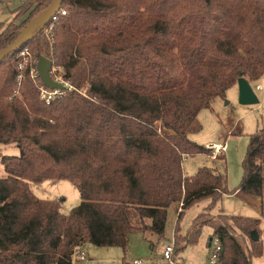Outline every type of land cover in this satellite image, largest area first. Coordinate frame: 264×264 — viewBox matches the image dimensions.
I'll use <instances>...</instances> for the list:
<instances>
[{"label": "trees", "instance_id": "1", "mask_svg": "<svg viewBox=\"0 0 264 264\" xmlns=\"http://www.w3.org/2000/svg\"><path fill=\"white\" fill-rule=\"evenodd\" d=\"M50 2L24 0L0 23V50ZM60 8L66 14L49 31L50 23L22 45L30 64L19 70L17 51L0 62V144L19 151L0 156V264H72L84 243L125 252L131 233L160 241L169 206L179 221L203 200L187 233L175 230L176 254L207 226L221 245L217 264H252L263 254L260 218L208 213L239 190L258 197L264 217V127L248 136L231 190L215 168L184 175L182 161L209 152L188 138L201 129L200 110L239 78L264 75V0H62ZM39 56L71 86L48 104L31 73ZM62 179L80 197L68 214L30 187Z\"/></svg>", "mask_w": 264, "mask_h": 264}, {"label": "rangeland", "instance_id": "2", "mask_svg": "<svg viewBox=\"0 0 264 264\" xmlns=\"http://www.w3.org/2000/svg\"><path fill=\"white\" fill-rule=\"evenodd\" d=\"M56 69L60 76V69L58 67ZM258 84L260 87L256 89ZM251 87L258 98V103L256 104H240L238 101V87L234 85L225 91L223 97H216L211 102L210 108L200 110L197 117L201 129L196 133L190 134L188 138L203 145L208 141H210L209 144L224 143L223 153L225 156L223 157V153H220L215 160L210 159V152L207 155L188 156L182 162L183 164L185 163L184 170L189 175L194 174L201 166H208L215 168L223 175L228 189L231 190L238 185L242 175L241 161L248 144V136L255 132L257 128L264 127V75L257 82L252 83ZM229 129L231 130L230 133L235 135H230L224 140L225 133ZM18 154V148L14 144H0V156ZM2 175H4V170L0 163V176ZM30 187L37 197H45L51 200L60 199V211L64 214H68L71 208L80 201L77 188L73 183L65 179L56 181L44 180L39 183L33 182ZM206 203L207 201L203 200L186 208L179 221H177V204L169 206L164 237L157 241V236L154 233L147 232L145 234L147 240H144L140 233H132L126 251L123 252L121 249L122 258L119 264H134V259L140 260L139 264H168L162 257L163 248L174 239L175 230L181 236L187 233L193 218L203 211ZM221 207L223 213L229 216L260 218L259 229L263 242V254L260 256L259 262L264 263V217L260 215L258 205L244 202L239 197H225ZM217 208L211 210L208 216L216 217L220 213ZM148 241L152 242L153 248L150 247V242ZM216 243L217 239L212 234L211 229L204 226L196 243L187 245L177 254L174 251L173 264H209V257ZM257 258L253 260L257 261Z\"/></svg>", "mask_w": 264, "mask_h": 264}, {"label": "water", "instance_id": "3", "mask_svg": "<svg viewBox=\"0 0 264 264\" xmlns=\"http://www.w3.org/2000/svg\"><path fill=\"white\" fill-rule=\"evenodd\" d=\"M62 0H51L50 4L32 17L21 29L18 36L5 48L0 50V62L9 56L11 53L18 51L24 43L33 38L37 33L44 29L57 14L61 7ZM53 62L45 56H39L36 62V72L44 87L48 89H62L64 85L52 78L51 68ZM238 86V101L240 104L252 105L258 103V98L255 95L253 88L249 81L241 77L237 81ZM254 239L257 238L256 234H252Z\"/></svg>", "mask_w": 264, "mask_h": 264}, {"label": "crops", "instance_id": "4", "mask_svg": "<svg viewBox=\"0 0 264 264\" xmlns=\"http://www.w3.org/2000/svg\"><path fill=\"white\" fill-rule=\"evenodd\" d=\"M24 0H0V23H3V24H7L13 17V11L19 7L22 2ZM263 76V75H262ZM261 76V77H262ZM260 77V78H261ZM259 78V79H260ZM259 79H257L256 81L254 82H249L250 85L252 83H255L257 82ZM237 85V84H236ZM259 85V84H258ZM260 86V85H259ZM238 87V86H237ZM230 129L226 131L225 133V139L228 138V136H232V135H235L233 133H230ZM166 133H171L170 131L168 130H165ZM190 135V134H189ZM188 135V136H189ZM196 141V140H195ZM210 141L206 142L204 145L206 146L207 144H209ZM212 144H218V143H212ZM224 153H223V157H224ZM187 158V157H186ZM185 158V159H186ZM184 165L185 163L183 164L182 162V168H183V172H184V175H189V173H187L185 170H184ZM202 167V166H201ZM219 172V171H218ZM220 173V172H219ZM221 174V173H220ZM222 175V174H221ZM52 181V180H50ZM227 185V183H226ZM228 186V185H227ZM225 197H232V198H236V197H239L240 199H242L244 202H247L249 204H257L258 207H259V210H260V206H259V199L258 197H255L253 195H249V194H246V193H243L239 190H237L236 192H234L233 194L231 195H224L223 198H222V201L220 203V205L218 206L217 208V211L218 210H221V213H223V210H222V202H223V199L225 200ZM40 198V197H39ZM43 199H46L45 197H41ZM80 202V201H79ZM177 209V208H176ZM224 214V213H223ZM132 234V233H131ZM131 234L129 235V239H130V236ZM147 238L145 237L144 240H146ZM175 246V245H174ZM79 250H82L84 252V255H85V259L84 260H79V259H74L72 257V264H119V261L121 260L122 256H121V248L120 247H115V246H112V247H99V246H94V245H91L89 243H84V244H81L79 247ZM259 258H257V261H254L252 259V264H264L262 262H259ZM136 260V259H134Z\"/></svg>", "mask_w": 264, "mask_h": 264}, {"label": "built area", "instance_id": "5", "mask_svg": "<svg viewBox=\"0 0 264 264\" xmlns=\"http://www.w3.org/2000/svg\"><path fill=\"white\" fill-rule=\"evenodd\" d=\"M57 14H61V15H65L66 14V10L60 8L59 11L57 12ZM56 14V15H57ZM56 15L51 19V21H54L56 19ZM51 21L49 24V27L47 29V31H49L52 27L51 25ZM17 57V67L19 70H21L25 65L30 64L31 63V53L30 50L28 49V47H22L17 51L16 54ZM35 65H36V61H35ZM31 73L34 76L36 73V68H31ZM51 76L53 79L60 81L64 87H68L69 89L71 88L70 85H68V83L62 81V79L60 78L59 74H58V70L52 65L51 68ZM20 75L18 76V79H20ZM259 85H256V89H259ZM60 93V90L58 89H48L44 86L40 87V91H39V95L40 97L48 104L56 95H58ZM206 148L209 149L210 152V159L215 160L217 158V156L220 153L224 152V148H225V144H207ZM181 205V204H180ZM217 239V238H216ZM79 247V246H78ZM76 248L75 252L73 253V258L79 259V260H84L85 259V255L84 252L82 250H79V248ZM174 251H175V247H174V239H172L171 243L165 245V247L163 248L162 251V257L164 260L167 261L168 264H173L174 263ZM221 251V245L217 239V243L213 246V250L211 252V255L209 257V264H217V261L219 259V254ZM134 264H139L140 260H133Z\"/></svg>", "mask_w": 264, "mask_h": 264}]
</instances>
